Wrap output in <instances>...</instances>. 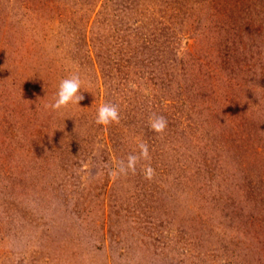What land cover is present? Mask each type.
Instances as JSON below:
<instances>
[{
	"label": "rangeland",
	"instance_id": "374dc122",
	"mask_svg": "<svg viewBox=\"0 0 264 264\" xmlns=\"http://www.w3.org/2000/svg\"><path fill=\"white\" fill-rule=\"evenodd\" d=\"M0 264H264V0H0Z\"/></svg>",
	"mask_w": 264,
	"mask_h": 264
},
{
	"label": "clouds",
	"instance_id": "9594fccd",
	"mask_svg": "<svg viewBox=\"0 0 264 264\" xmlns=\"http://www.w3.org/2000/svg\"><path fill=\"white\" fill-rule=\"evenodd\" d=\"M82 81L79 74L73 73L69 77L60 81L58 91L54 98V102L46 105L52 110H60L67 107L70 103L79 104L84 99L80 93ZM120 120V111L114 104L105 103L100 105L96 110L95 123L101 126L118 123ZM168 122L162 115L153 114L149 118V127L157 134H161L167 128ZM138 153L129 154L126 160H120L116 166L109 171V176L112 179H117L121 175H128L129 172L135 174L136 166L141 161H150L149 146L141 142L138 144ZM144 179L152 180L155 175V169L149 164L145 165L142 169Z\"/></svg>",
	"mask_w": 264,
	"mask_h": 264
}]
</instances>
